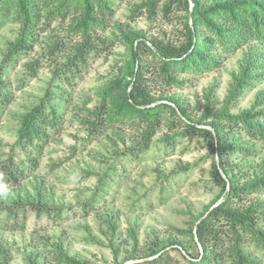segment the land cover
<instances>
[{"label": "rangeland", "instance_id": "374dc122", "mask_svg": "<svg viewBox=\"0 0 264 264\" xmlns=\"http://www.w3.org/2000/svg\"><path fill=\"white\" fill-rule=\"evenodd\" d=\"M216 1L202 0L207 5ZM144 3V0L113 1V19L102 34L106 44L88 56L87 68L74 83L61 86L65 94L51 87V67L47 61L40 65L35 77H26L24 81L20 78L25 64L44 50L49 39L65 35L69 22L54 21L49 30L39 33L37 41L19 54H9L18 24L6 22L0 27V63L4 64L3 79L11 91L0 121V160L11 159L19 174L17 180H7L0 167V199L21 197L26 201L25 197L39 196L64 210L59 219H51L36 217L28 209L23 228L1 227L0 244L10 254L9 264H25L26 254L44 256V250L56 241L68 254L92 264H120L123 260L124 264L136 260H125L132 253L140 257L150 242L171 239L180 240L192 256L199 254L200 246H194L188 234L177 230H187L219 194L220 185L212 166L218 159L212 145L191 131L186 132L185 126L166 108L162 111L166 119L152 137L148 150L138 156L125 155L141 138L144 128L141 121L108 123L103 113L98 116L102 101L98 89L110 80L126 77L131 68L126 33L142 31L147 38L171 41L181 38L182 13L174 10L163 14L158 8L150 16ZM146 58L153 65L155 59L151 55ZM248 59L257 60L258 67L253 71L256 77L251 81L253 85L233 101L231 112H241L254 101L260 105L264 102L260 101L264 95V41L244 46L216 69L199 74L177 73L182 86L169 87L165 94L179 100L187 114L196 120L204 112L206 94L211 93V100L220 105L232 76L239 73ZM48 88L52 92L51 103L58 108L56 124L46 125L47 134L42 140L35 139L32 145L15 143L20 117L38 103ZM160 89V83L153 82L154 96ZM208 121L209 118L204 119L205 123ZM204 126L210 128L208 124ZM233 138L235 149L228 151L226 163L244 181L264 161V143L240 134ZM236 148L254 151L245 155ZM94 194V204L83 207ZM253 196L248 198L254 201ZM260 196H255L257 201H264V195ZM132 229L138 241L135 248ZM44 240H48L47 246L42 243ZM246 248L264 264V249L252 244Z\"/></svg>", "mask_w": 264, "mask_h": 264}, {"label": "trees", "instance_id": "16d2710c", "mask_svg": "<svg viewBox=\"0 0 264 264\" xmlns=\"http://www.w3.org/2000/svg\"><path fill=\"white\" fill-rule=\"evenodd\" d=\"M113 1L115 0H0V27L6 22L18 24L9 54L27 50L37 41L38 34L49 30L54 21L69 22L64 36L49 39L44 50L25 64L26 69L20 80L35 77L40 65L47 61L51 67V87L65 94L61 86L74 83L75 78L87 68L88 56L96 54L98 47L106 44L102 34L110 27L114 16ZM144 1L146 12L150 16L158 8L163 14L174 10L182 13L180 17H183L179 19L181 38L171 41L147 38L142 31L129 35L126 33L124 36L130 43L131 68L126 72V77H117L98 89L102 99L98 116L103 113L108 123L141 121L140 124L144 126L141 138L125 152V155L138 156L148 150L152 137L166 119V115L162 114L163 109H169V113L174 114L185 126L186 132L191 131L209 141L218 159L212 166L220 185L219 194L199 216L219 198L222 199L198 222L200 217L197 216L187 230H177L188 234L194 246L199 243V254L192 256L181 245L180 240L171 239L150 242L148 250L140 257L132 256V253L125 260H139L129 264H260L247 252L246 247L252 244L258 249H264V201H257L255 198L264 195V161H260L257 164L258 170L244 181L230 171L226 163L228 151L235 147L233 137L236 134L264 143V102L260 104L262 107L254 101L252 106L241 112H231L233 101L253 85L251 81L256 77L253 71L258 67L257 60H246L239 73L232 76L220 105L217 106L210 98L211 93H207L204 112L196 120L187 114L179 100L173 95L165 94V91L169 87L182 86L177 73L189 71L199 74L216 69L227 57L244 46L253 41L263 42L264 0H218L208 5L202 0ZM140 9L134 13H138ZM130 35H133L132 39ZM19 47L22 49L19 50ZM66 49L68 50L65 52ZM148 55L155 59L153 65L147 58L144 59ZM58 57L60 60L56 62ZM3 65L0 63V121L4 107L11 99V91L3 79ZM153 82H159L162 88L157 96L151 90ZM50 89L46 90L35 106L20 117L15 143L32 145L35 139L42 140V136L47 134L46 125L56 124L58 108L51 103ZM261 96L260 101H264V95ZM153 103L155 104L152 106ZM205 118L210 121L205 123ZM167 119L171 120L170 117ZM204 124L210 125V128ZM237 149L247 153L245 155L254 151ZM10 162L0 160V167L5 171L7 180H17L19 174L16 166L13 167ZM250 196L254 197V201L248 198ZM25 198L26 201L21 197L0 199V228H23L24 213L28 209L36 217L51 219H59L64 212L62 207L52 206L39 196ZM94 199L95 194L83 207L93 205ZM110 225L114 228L112 223ZM130 235L135 248L138 244L135 229L130 230ZM42 243L47 246L49 242L44 240ZM44 251V256H23L25 264H92L68 254L57 241ZM9 255L8 250L0 244V264H9ZM150 256L154 257L147 259Z\"/></svg>", "mask_w": 264, "mask_h": 264}, {"label": "water", "instance_id": "95a60500", "mask_svg": "<svg viewBox=\"0 0 264 264\" xmlns=\"http://www.w3.org/2000/svg\"><path fill=\"white\" fill-rule=\"evenodd\" d=\"M219 201L220 200L218 199L209 209H211L213 206L217 205L219 203ZM209 209L197 220V222L207 214V212L209 211ZM197 244L199 245V243H197ZM154 256H156V255H154ZM154 256L147 257V259L152 258ZM135 261H139V260L128 261V262H126L124 264H129V263L135 262Z\"/></svg>", "mask_w": 264, "mask_h": 264}]
</instances>
